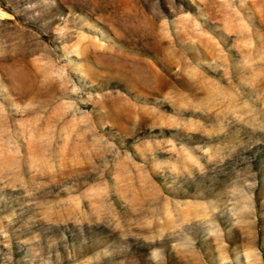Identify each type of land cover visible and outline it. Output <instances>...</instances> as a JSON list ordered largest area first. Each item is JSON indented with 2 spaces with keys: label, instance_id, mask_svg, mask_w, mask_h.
Listing matches in <instances>:
<instances>
[{
  "label": "rangeland",
  "instance_id": "1",
  "mask_svg": "<svg viewBox=\"0 0 264 264\" xmlns=\"http://www.w3.org/2000/svg\"><path fill=\"white\" fill-rule=\"evenodd\" d=\"M0 264H264V0H0Z\"/></svg>",
  "mask_w": 264,
  "mask_h": 264
}]
</instances>
